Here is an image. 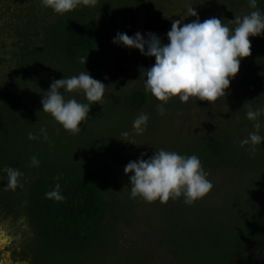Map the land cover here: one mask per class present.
<instances>
[{"label": "trees", "instance_id": "obj_1", "mask_svg": "<svg viewBox=\"0 0 264 264\" xmlns=\"http://www.w3.org/2000/svg\"><path fill=\"white\" fill-rule=\"evenodd\" d=\"M248 1L240 0L239 5ZM148 8L144 21L134 30H126L127 21L117 0H97L95 6H81L65 15L54 13L55 22L44 27V37L39 43L30 42L28 30L21 31L24 43L17 55L13 80L10 87H0V177L6 176L2 171L5 165L18 168L23 175L15 189L3 187L7 182L0 179V213L11 219L20 215L27 218L32 235L27 238L25 251L31 254V264H154L147 250L118 230L121 220L128 224L143 218L150 221L141 214L145 204L152 208L165 206L159 201L147 203L131 198L130 181L124 172L129 161L138 159L141 153L151 156L154 152L153 148L144 151L132 144L124 146L125 137L121 135L133 124V117L150 107L149 119L167 116L179 132L178 142L165 149L197 155L209 175L236 174L240 179L248 173L264 176V148L256 158L250 156L248 146L237 148L236 134L230 130L234 123L225 118L200 123L201 116L207 119L217 113L204 114L207 101L188 103L172 98L161 115L157 108L160 102L145 92L142 80L124 91H116L121 78L114 76L111 86L106 87L103 105L94 104L90 109L89 114L95 115L94 121L87 123L90 130L86 132L83 127L87 125L81 124L80 133L70 134L55 127L46 129L48 139H44L41 129L47 126L43 123L52 117L42 111L41 100L53 79L87 70L92 77L104 81L102 71L109 63L122 66L133 63L130 65L135 64L137 71L155 63L139 50L113 43L117 32L131 36L137 31L145 35L150 31H168L171 26L164 7ZM261 47L264 48V43ZM87 55V63H81L80 57ZM64 95L87 102L82 92ZM189 108L199 111L195 119H187ZM104 122L111 127L99 134L98 127L107 125ZM186 122L191 130L183 134L177 126ZM29 132L37 138L29 139ZM154 141H159L157 136ZM33 156L38 157V166L32 165ZM57 182L65 197L63 201L45 196ZM169 201L185 205L186 210L191 206L183 202V197ZM160 232L162 242L170 246L178 264H233L246 245H264V234L259 232L256 235Z\"/></svg>", "mask_w": 264, "mask_h": 264}, {"label": "rangeland", "instance_id": "obj_2", "mask_svg": "<svg viewBox=\"0 0 264 264\" xmlns=\"http://www.w3.org/2000/svg\"><path fill=\"white\" fill-rule=\"evenodd\" d=\"M127 21L126 30H134L136 26L144 21V11L159 9L164 7L167 17L166 21L172 24L173 19H179L183 15L186 7H195L201 20L216 16L228 23L234 20L236 15L243 16L252 10L249 1L239 5L240 0H117ZM264 12V0H258L256 5ZM54 12L51 9L41 7L39 0H0V87L7 88L13 80V74L18 61V52L23 45L21 31L28 30L30 42L39 43L44 37V27L55 22ZM195 17H187L185 23L194 20ZM234 27V25H230ZM169 27L168 30H170ZM160 31V30H159ZM158 34L164 43H167V32L152 31ZM251 55L241 61L240 70L237 76L231 81L224 100L217 102L213 107L209 102L204 107V114L215 112V117L205 118L201 116V124H208L212 119H226L234 123L232 129L237 141L236 147L242 149L239 141L245 138L250 131H254L253 121L246 117L249 105L253 108L264 107V35L250 37ZM140 53V52H139ZM138 60V54L134 55ZM147 60L155 62L154 57H147ZM142 60V59H141ZM129 63L125 66L112 62L106 65L102 71L104 84L111 86L114 76L121 78L120 85L116 91H124L140 81V70L134 68ZM149 64L148 67H151ZM109 86V87H110ZM153 99H155L152 96ZM67 99V98H66ZM156 100V99H155ZM245 104V105H244ZM149 117L152 108H148ZM198 110L188 109L187 119L196 118ZM93 113V112H92ZM94 114V113H93ZM89 114V120L82 125H87L94 121L95 115ZM203 115V114H202ZM48 117H51L48 114ZM99 117V115H98ZM126 118V116H123ZM136 117V116H135ZM133 117L132 119H134ZM173 119V118H172ZM262 127L260 134L264 135V113L259 117ZM122 119H119V121ZM221 121V120H220ZM133 122V121H131ZM88 123V124H87ZM100 125L98 133L104 134L111 124ZM113 123V122H112ZM115 123V122H114ZM198 129H201V124ZM213 124V122L211 123ZM43 125L48 130H57L61 126L53 119L47 118ZM83 127L87 132L88 127ZM52 127V128H51ZM178 131L183 134L188 133L191 127L188 122L178 124ZM197 127V126H196ZM127 130L130 140L137 144L124 141V146L134 145L139 150L155 151L159 148H167L175 145L180 137L179 132L172 126L169 117L150 118L146 130L142 134H136L132 129V124ZM63 129V128H62ZM90 130V129H89ZM182 130V131H181ZM136 135V138L131 136ZM155 136L158 142L154 141ZM172 138V142L168 141ZM156 142V145L152 144ZM263 146H257L255 152L249 154L252 158L258 157L262 153ZM122 145V146H123ZM150 145V148H149ZM248 148V147H247ZM151 151V150H150ZM264 154V152H263ZM92 158V155H90ZM234 174L218 173L209 175L214 187L204 198L194 205L185 209L186 206L174 203L165 204L163 207L148 206L145 204L141 212L146 219H138L128 224L121 220L118 230L126 235L134 243L144 250H147L153 258L154 264H178L173 258L172 250L167 243L162 242L163 235H256L264 234V176L257 177L255 174H242L241 179ZM232 183H230L231 180ZM110 198V194H107ZM152 209V210H151ZM30 224L24 215L15 219L0 213V264H31V254L26 250L27 238L31 237ZM264 261V245H246L243 252L236 258L233 264H261Z\"/></svg>", "mask_w": 264, "mask_h": 264}, {"label": "clouds", "instance_id": "obj_3", "mask_svg": "<svg viewBox=\"0 0 264 264\" xmlns=\"http://www.w3.org/2000/svg\"><path fill=\"white\" fill-rule=\"evenodd\" d=\"M41 7L51 9L57 15H65L81 6H95L97 0H39ZM258 0H249L251 12L234 20H224L212 16L201 20L194 6L186 7L179 19H173L167 32V43L153 32L146 35L137 31L134 35L117 32L113 43L136 49L142 55L154 57L151 67L140 69V79L144 90L157 101L158 111L165 113L164 105L172 98L192 103L207 101L213 107L227 95L231 81L237 76L241 61L251 55L250 37L264 35V12L256 7ZM187 17H195L185 23ZM234 25V27H230ZM88 55L81 56L80 62L87 63ZM106 85L86 71L60 79H53L49 90L42 96V111L48 113L65 131L77 134L82 131L81 124L89 120L90 109L94 104L103 105ZM82 92L87 102H80L74 96L65 98L64 93ZM245 105V104H244ZM264 107L253 108L249 105L246 112L248 120L253 121L254 131L239 141L241 147L248 146L255 152L264 142L260 134L262 123L259 119ZM149 115L140 112L133 120L132 129L142 134L147 127ZM44 139H48L47 130L42 128ZM129 137L130 133H121ZM29 139H36L34 133H28ZM131 142L130 140H123ZM137 145V144H135ZM141 153L136 160L129 161L124 168L130 181L131 198H140L147 203L159 201L166 204L183 197V202L193 205L204 198L213 189L209 173L204 169L200 158L195 155H182L165 148L155 149L151 156ZM33 166L40 161L37 156L31 158ZM8 189L20 184L23 173L12 166L2 169ZM60 184L47 191L45 196L56 201L65 197Z\"/></svg>", "mask_w": 264, "mask_h": 264}]
</instances>
